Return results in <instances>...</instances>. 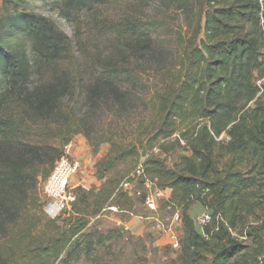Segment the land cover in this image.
<instances>
[{"label": "trees", "instance_id": "1", "mask_svg": "<svg viewBox=\"0 0 264 264\" xmlns=\"http://www.w3.org/2000/svg\"><path fill=\"white\" fill-rule=\"evenodd\" d=\"M30 1L2 0L0 8V235L8 233L0 238V264H71L92 255L101 233L89 229L88 217L120 207L128 194L119 185L141 156L144 176L169 189L166 202L180 212V264H264V224L232 234L255 207L250 200H264V0H199L204 10L198 29L169 73L168 89L139 99L149 112L140 117L134 138H116L117 124L94 140L86 108L125 111L140 72L114 60L52 64L69 60L75 44L87 56L86 30L112 32L134 53L145 51L153 29L143 14L153 0H60L66 18L86 24L77 23V41L31 10ZM192 2L173 0L180 9ZM118 4L126 11L119 20L105 10ZM79 134L94 154L110 145L95 166L102 184L74 189L72 215L50 226L46 239H30L31 229L14 233L28 223L37 228L29 207L40 180ZM154 146L160 153L179 146L189 154L168 167L160 153L146 155ZM134 162L130 172L117 170ZM197 201L212 215L203 232L189 214ZM252 235L259 243L254 253L239 237Z\"/></svg>", "mask_w": 264, "mask_h": 264}, {"label": "rangeland", "instance_id": "2", "mask_svg": "<svg viewBox=\"0 0 264 264\" xmlns=\"http://www.w3.org/2000/svg\"><path fill=\"white\" fill-rule=\"evenodd\" d=\"M28 3V7L31 10L53 19L62 31L72 36L75 41L78 40L79 35L75 36L76 25L77 23L78 25H82V23L86 24L85 22H74L66 18L60 0H31ZM1 5L2 0H0V8ZM122 5L127 7V3L125 2ZM105 10L109 12L112 18L115 17L118 20L126 12L119 4L115 8L114 5L106 7ZM203 10L204 7L199 3V0H193L192 6L188 9H180L173 3V0H153L147 4L143 14L144 20L149 22L153 29L151 40L145 51L134 53L126 45L122 37L112 32L100 33L96 30H86V32L82 33H84L85 47L86 51H88L87 56L82 55L75 44L74 52L72 56H69V60L52 64L106 65L109 61L114 60L119 62L120 65H133L137 72H140L142 81L140 83L138 81L132 86L133 100L125 111L111 109L108 105L103 106L102 109L92 111L86 108L84 114L88 112L91 118L89 132H91L93 140L97 139L101 133L110 132L111 129L115 131L117 124H120V126L114 132L116 138H134L137 124L141 121L140 117L144 113L148 115L149 112L147 106L143 104L142 100L139 101V99L142 97L150 98L156 90L168 89L171 82L170 74L175 72L173 65L183 55L185 43L198 29ZM83 14L85 15V12ZM81 27L83 28V26ZM136 93L138 96H134ZM77 98L76 96L74 99ZM76 137H82L87 141L90 161L86 162L79 157L82 162V170L72 178L71 185L74 186V189L79 187L81 183H86L89 188L99 187L102 181L98 180L96 175V162L107 154L110 145L108 143L102 144L98 153L94 154L92 147L84 135H76L73 141ZM146 152V155L149 153H160L156 146L152 149H147ZM186 154H189L186 148L169 146V151L160 153L159 156L165 160L168 167H172L181 155ZM144 157H140L139 164L143 165ZM227 158H224L223 161ZM135 165L136 162L129 165L126 164L117 170L129 169L130 172L134 169ZM133 183L134 188L132 187L129 191L122 189L128 194V197L121 199L120 207H115L116 210L106 207L96 216L88 217L90 220L88 224L89 229L100 231L99 238L101 242L94 248L92 255L83 256L78 262L71 264L181 263L184 227L182 221L178 222L174 219L176 211L166 202V199L170 197V190L168 189L166 193L168 198H160L157 209L152 211L145 206L140 195H138L139 192L145 191L144 183L141 182L139 177L135 178ZM152 183L154 188L155 184L154 182ZM262 201L258 200L255 202L254 200H250L255 207L250 212L245 213V221L239 223L236 234H240L242 230L249 227H257L264 224V200ZM29 210V214L37 221V228L33 229L32 224L28 223L16 227L14 233L19 232L20 234H24L31 229L32 236L30 239L36 241L46 239L50 234V228H52L50 226H60L65 219H69L72 215V211L61 212L59 214L51 211L48 208V201L42 193L40 183L37 196L30 205ZM206 213L211 214L210 209L206 204L198 201L192 204L189 209V214L194 220L197 230L200 232H203L205 224L203 215ZM52 220H56V222ZM7 226H10V224H7ZM169 229L178 237L180 245L178 249H175L170 243L167 232ZM7 234L6 236L1 234L0 238L7 237ZM243 240L252 253L259 250V243L253 235L247 236Z\"/></svg>", "mask_w": 264, "mask_h": 264}, {"label": "built area", "instance_id": "3", "mask_svg": "<svg viewBox=\"0 0 264 264\" xmlns=\"http://www.w3.org/2000/svg\"><path fill=\"white\" fill-rule=\"evenodd\" d=\"M181 142L182 144L185 143L182 139ZM81 170V159L74 153L72 150V143H70L65 147L63 155L56 162L50 174L40 181L42 193L47 199L48 208L51 211L56 214L72 211L73 204L76 201V195L74 193V186L71 185V180ZM137 177L144 178L143 183L145 186V191L139 192L138 195L143 198L144 204L147 208L155 211L158 207V200H160V198H168L166 195L168 189H160L158 187L153 188L152 181L144 176V168L141 163L120 183L119 187L129 191L132 187L134 188L133 182ZM80 185L86 190L90 189L86 183H81ZM111 208L116 210L115 207ZM180 216V212L177 210L174 213V219L178 222L182 221ZM211 218L212 215L210 213L204 214V223L206 224L210 222ZM167 232L169 234L170 243L175 249H178L180 245L177 235L170 229ZM232 234L236 235L235 232H232ZM239 237L240 239L246 238V236Z\"/></svg>", "mask_w": 264, "mask_h": 264}, {"label": "crops", "instance_id": "4", "mask_svg": "<svg viewBox=\"0 0 264 264\" xmlns=\"http://www.w3.org/2000/svg\"><path fill=\"white\" fill-rule=\"evenodd\" d=\"M88 148L87 141L82 137H76L72 142V150L74 153L86 162L90 161V152Z\"/></svg>", "mask_w": 264, "mask_h": 264}]
</instances>
